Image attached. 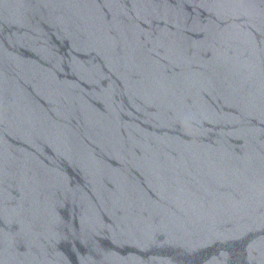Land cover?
<instances>
[{
	"label": "water",
	"instance_id": "water-1",
	"mask_svg": "<svg viewBox=\"0 0 264 264\" xmlns=\"http://www.w3.org/2000/svg\"><path fill=\"white\" fill-rule=\"evenodd\" d=\"M0 264H264V0H0Z\"/></svg>",
	"mask_w": 264,
	"mask_h": 264
}]
</instances>
